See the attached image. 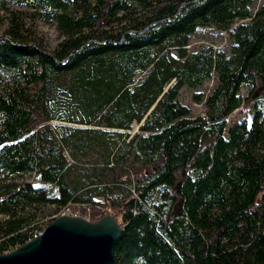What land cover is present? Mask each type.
<instances>
[{"label": "trees", "instance_id": "16d2710c", "mask_svg": "<svg viewBox=\"0 0 264 264\" xmlns=\"http://www.w3.org/2000/svg\"><path fill=\"white\" fill-rule=\"evenodd\" d=\"M256 1L0 0V255L71 208L120 223L113 264H264ZM38 21L56 26L52 51ZM209 27L228 33L229 52H188ZM212 77L195 116L179 92ZM88 157L91 169L75 168Z\"/></svg>", "mask_w": 264, "mask_h": 264}, {"label": "water", "instance_id": "95a60500", "mask_svg": "<svg viewBox=\"0 0 264 264\" xmlns=\"http://www.w3.org/2000/svg\"><path fill=\"white\" fill-rule=\"evenodd\" d=\"M122 231L111 214L96 222L60 216L41 235L0 255V264H113Z\"/></svg>", "mask_w": 264, "mask_h": 264}, {"label": "rangeland", "instance_id": "374dc122", "mask_svg": "<svg viewBox=\"0 0 264 264\" xmlns=\"http://www.w3.org/2000/svg\"><path fill=\"white\" fill-rule=\"evenodd\" d=\"M264 5V0H257L253 10L255 11L259 6ZM1 14V13H0ZM37 29L39 32L40 37L44 41V45L47 50L52 51L55 46L61 41L59 33L56 29V26L53 24H44L42 22H37ZM213 46L216 49H224L225 51L229 52L230 42L228 39V33L218 30L216 27H209L200 30L196 36L192 37L187 47L188 52L196 51L203 47ZM215 79L212 77L210 80L206 81L202 87L196 89H189L187 87H183L179 92L178 100L181 104L188 106L193 115L195 116H204L205 108L203 104H196L193 102V95L194 94H204L205 96L209 95V93L215 87ZM244 95H246L247 90L244 89L242 91ZM246 117V110L240 109L234 112L228 118V128L231 127L235 122L241 121L243 118ZM57 124L53 122L52 125ZM65 126L67 124H64ZM78 126L79 125H74ZM136 127L133 126L132 133H135ZM96 160L93 157L83 158L77 162L75 168L81 170L83 168L91 169V164L95 163ZM16 183H30L34 182L33 175H26L23 177H18L15 179ZM264 194V191H263ZM56 219V217H55ZM39 225L44 227V222L40 221Z\"/></svg>", "mask_w": 264, "mask_h": 264}, {"label": "built area", "instance_id": "2783aa9c", "mask_svg": "<svg viewBox=\"0 0 264 264\" xmlns=\"http://www.w3.org/2000/svg\"><path fill=\"white\" fill-rule=\"evenodd\" d=\"M81 215H82L81 212H75V211H73V209H71V208H64L63 213L56 214V217H59V216L82 217ZM83 218L89 220V219L87 218V215L83 216ZM41 234H42V232H39L38 234L34 235L33 238H36L37 236H39V235H41ZM33 238H32V239H33ZM30 240H31V239H30ZM30 240H29V241H30Z\"/></svg>", "mask_w": 264, "mask_h": 264}, {"label": "bare ground", "instance_id": "6f19581e", "mask_svg": "<svg viewBox=\"0 0 264 264\" xmlns=\"http://www.w3.org/2000/svg\"><path fill=\"white\" fill-rule=\"evenodd\" d=\"M64 209L60 212V213H63ZM75 212H79L77 209L76 210H73ZM55 217V216H54ZM60 217V216H59ZM57 218V217H56ZM82 218V217H81Z\"/></svg>", "mask_w": 264, "mask_h": 264}]
</instances>
